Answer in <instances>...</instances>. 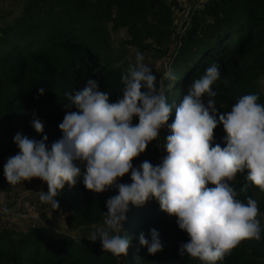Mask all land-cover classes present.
Wrapping results in <instances>:
<instances>
[{"label": "trees", "instance_id": "trees-1", "mask_svg": "<svg viewBox=\"0 0 264 264\" xmlns=\"http://www.w3.org/2000/svg\"><path fill=\"white\" fill-rule=\"evenodd\" d=\"M15 2L20 8L15 17L9 19L13 10L0 9V191L7 205L17 199L25 182L13 186L4 177L7 159L19 152L14 136L21 133L39 141L47 135L50 150L63 135L59 124L66 114L65 93L83 89L91 78L108 93L109 102H115L123 88L121 76L135 64L137 51L173 106L168 124L175 120V106L188 87L213 63L221 73L212 86L220 112H230L240 97L250 93L258 94V103L264 104V93L258 88V80L264 77V0H193L179 24L167 0ZM117 30L126 34L119 42L112 39ZM169 70L175 80L166 76ZM225 78L227 85L221 82ZM35 119L43 123V133L34 129ZM138 122L134 117L133 124ZM169 134V128L163 127L159 138L134 159V166L145 160L159 164L167 155L164 144ZM225 135L218 124L213 146L225 147ZM131 182L130 174L119 180ZM245 183L250 184L243 173L232 182L238 199L246 202L245 197L252 196L258 201L264 236V191L250 184L247 193H239ZM117 194L114 187L102 193L87 190L82 178L74 187L66 184L57 199L69 232L43 222L18 231L0 226V264H200L187 254L179 255V245L189 237L155 199L142 207L130 206L120 232L130 238L127 255L115 257L103 251L99 241H90L87 232L104 223L106 201ZM153 228L160 234L163 250L151 255L140 245L139 235L143 232L150 240ZM217 264H264V239L243 240Z\"/></svg>", "mask_w": 264, "mask_h": 264}, {"label": "clouds", "instance_id": "clouds-1", "mask_svg": "<svg viewBox=\"0 0 264 264\" xmlns=\"http://www.w3.org/2000/svg\"><path fill=\"white\" fill-rule=\"evenodd\" d=\"M166 76L176 79L170 70ZM220 79L219 65L213 63L188 87L175 106V120L168 124L173 106L137 51L135 64L121 76L123 88L115 102H109L108 93L91 78L83 89L65 93L66 114L59 124L63 135L50 150L47 135L37 141L17 133L14 143L19 152L7 159L4 177L13 186L34 178L45 182L48 190H41L39 199L56 210L64 186L74 187L81 178L85 188L95 193L116 188L118 194L106 201L104 227L87 237L93 243L99 240L103 251L115 257L127 255L130 247V238L120 235L130 206L142 207L155 199L189 237L179 245V255L187 254L200 264H217L243 240L264 239L258 201L252 196H246V202L238 199L232 184L243 173L251 185L264 191V104L258 103V94L250 93L240 97L230 112H220L218 93L212 88ZM221 82L228 84L226 78ZM44 91L39 89V94ZM218 124L226 134L225 147L213 146ZM165 126L171 133L165 137L167 155L159 164L145 160L135 167L134 159ZM33 127L38 133L44 131L39 119ZM126 174L132 182L119 183ZM250 184L245 183L239 193H247ZM159 236L155 228L150 240L141 232L139 243L154 255L163 250Z\"/></svg>", "mask_w": 264, "mask_h": 264}, {"label": "rangeland", "instance_id": "rangeland-1", "mask_svg": "<svg viewBox=\"0 0 264 264\" xmlns=\"http://www.w3.org/2000/svg\"><path fill=\"white\" fill-rule=\"evenodd\" d=\"M15 1H17V0H0V9L2 7H5V10H13V12L15 13L11 17H9V19L17 16L16 13H18V11L20 9L17 6V2H15ZM187 13L188 12H186L185 15L183 14L180 17H178L176 20V23H178V24L181 23L183 21V19L186 17ZM125 36H126V34L124 33L123 30H117V31L112 32V39L115 42H119L120 40H123L125 38ZM258 88L264 93V77H261L258 80ZM33 188H34L35 192H32L33 195L30 196L33 199H30L28 196H26V201L23 204V208L28 207L27 205L35 202L36 207H37L36 217L38 216V218H40V223L43 222L49 228H52V229L57 230V231L69 232V230L66 228L65 223H64V220H65L64 218L66 216L65 211L61 207L58 210L53 209L49 204L42 203L40 201L39 193H37L36 190H38V191H41V190L44 191L45 190L43 182H41V180L40 181L37 180V182H34ZM34 198H36V199H34ZM22 203H23V201L21 199H19V201L17 202L18 205L22 204ZM4 204L6 206H8L6 203H4ZM8 207H10V206H8ZM42 216L46 217V219H47L46 222L43 221ZM35 219L36 218H34V220ZM98 227H104V223L101 225L93 226V228H91L89 230V232H87L86 235L89 237L90 234L92 233V231H94ZM97 241H99V240H97Z\"/></svg>", "mask_w": 264, "mask_h": 264}, {"label": "built area", "instance_id": "built-area-1", "mask_svg": "<svg viewBox=\"0 0 264 264\" xmlns=\"http://www.w3.org/2000/svg\"><path fill=\"white\" fill-rule=\"evenodd\" d=\"M18 202V201H17ZM17 208H13V206H6L4 203L0 201V226L4 229H8L11 231H18L21 230L20 222L16 219L20 217V219H24V221H30L31 226L35 223H40V218L36 217V203L33 202L32 204L27 205L28 207L23 208V204H17ZM7 208V212H3L2 209ZM34 218H36L34 220ZM20 225V226H19Z\"/></svg>", "mask_w": 264, "mask_h": 264}, {"label": "crops", "instance_id": "crops-1", "mask_svg": "<svg viewBox=\"0 0 264 264\" xmlns=\"http://www.w3.org/2000/svg\"><path fill=\"white\" fill-rule=\"evenodd\" d=\"M192 1L193 0H167V3L169 4V6L172 8L174 12L175 21L177 20L178 17H180L183 14L185 15L186 12H188ZM37 180L39 179L34 178L31 181H25L24 184L18 190L19 193H18V197H16L17 199L11 205H8V206H13V208L18 209L16 202L19 201V199H21L23 202L26 201V196H28L30 199H33L30 196L33 195L32 192H35L33 188V184L34 182H37ZM43 184H44V188H46V185L44 182ZM36 192L39 193L40 191L36 190ZM0 199H1L0 201L2 202L8 201L5 195L1 191H0ZM10 200H13V199H10ZM16 219L20 222L21 229H27L26 227L31 225V223H29L30 221H24V219H20V217H17Z\"/></svg>", "mask_w": 264, "mask_h": 264}]
</instances>
